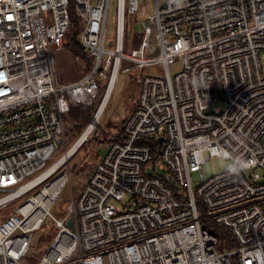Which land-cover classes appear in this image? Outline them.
I'll use <instances>...</instances> for the list:
<instances>
[{
  "label": "built area",
  "instance_id": "1",
  "mask_svg": "<svg viewBox=\"0 0 264 264\" xmlns=\"http://www.w3.org/2000/svg\"><path fill=\"white\" fill-rule=\"evenodd\" d=\"M72 1L93 63L65 82L53 48L74 24L71 0H0V210L21 200L0 218V264H25L48 217L57 231L36 264H264V0H155L130 51L126 20L139 0H116L110 41L112 0ZM125 59L126 70L159 73L138 78L123 138L58 218L51 209L72 181L65 155L76 143L49 163L67 141L65 114L106 91ZM214 157L228 164L206 176ZM207 218L231 231L234 249H219Z\"/></svg>",
  "mask_w": 264,
  "mask_h": 264
},
{
  "label": "rangeland",
  "instance_id": "2",
  "mask_svg": "<svg viewBox=\"0 0 264 264\" xmlns=\"http://www.w3.org/2000/svg\"><path fill=\"white\" fill-rule=\"evenodd\" d=\"M164 1L165 0H158L159 4H163ZM155 8V0H139V8L137 12L127 16L126 51H130L134 47H138L140 45L142 41V33L145 29L146 19L148 18L149 14L155 12ZM116 10L117 2L116 0H112L108 23V41L114 37L116 29ZM55 50L56 47L53 48V52L56 58L58 77L61 81H66V76L69 77L71 75H75L72 80L78 79L84 76L90 70L92 61L90 63L91 65L88 66V63L90 62V58L88 56L84 57V55H80V59H78L73 55L67 46L62 47V52L60 55H58ZM65 53H68L69 55ZM66 55L68 57V62H64V58L62 57ZM127 65L133 64H131L126 59L123 60L122 66L124 68L118 72L116 83L114 85L106 111L95 124V127L88 136V139L85 140L86 142L84 141L85 143L83 142V145L81 144L80 147H78L74 155H72L67 162V166H69L72 171V181L63 189L51 209L52 214L58 218H63L66 215L68 205L72 201V196L76 199L80 196L84 185L90 178L98 161L106 154L109 146L115 141L116 136L122 133L125 123L130 118L137 106V101L140 95V84L138 78L145 74L159 73L158 67L156 65L146 66L144 68L133 67L129 70H126ZM170 69L172 75H175L182 69V63L177 60L170 66ZM105 89L98 105L96 106L97 108L104 98ZM217 95L218 99L215 104L217 107H223L224 101L226 100V94L222 87L217 88ZM86 106H76V108L84 109ZM97 108L94 109L95 112ZM79 125L80 121H78L77 118L73 117L72 115H68L66 117V144L65 146L61 145L57 153L50 159L49 163L55 161L65 151V148L71 147L80 137L83 130L88 127V124L82 130L81 127H79L77 134V130L75 129ZM76 134L77 136H75ZM227 164V160L222 159L221 157H214L207 160V162L204 164L203 172L206 176H211L212 174L221 171ZM63 169L64 167L62 170ZM149 172L153 173L154 171L152 168H150ZM157 173L165 174L166 171L158 166ZM192 181L194 187L200 183L201 178L199 176V172H192ZM72 192L74 193L72 194ZM20 203L21 200H18L15 203L2 208L0 210V218L3 220L6 218L7 214H9V212H15L17 206H19ZM200 209L202 210L201 206ZM56 231L57 229L54 225V222L52 219H50V217H48L44 225L35 232L32 239L31 248L27 256L23 259V262L25 264H32V262L38 261L42 254H44V252L47 250L51 242L49 240L51 234L53 235Z\"/></svg>",
  "mask_w": 264,
  "mask_h": 264
},
{
  "label": "trees",
  "instance_id": "3",
  "mask_svg": "<svg viewBox=\"0 0 264 264\" xmlns=\"http://www.w3.org/2000/svg\"><path fill=\"white\" fill-rule=\"evenodd\" d=\"M70 12H71V17L74 20V24L70 27V29L67 32L65 46H67L70 49V51H72L76 55H84V57L88 56L90 58V62L88 63V66H90L91 61L93 63V57L89 54V52H87L84 49V46L79 41V34H80L81 29H82V19L77 14L76 10L74 9V4H73L72 0H71ZM91 67H92V65H91ZM104 89H105V86L102 85L99 88V90L97 91L96 95L91 99L90 103L87 104L89 106L85 105L86 107H84V109L72 107L70 109V111L67 114H65V123H66V117L68 115H72L73 117L77 118L78 121H80V125L75 129V130H77L76 131L77 134L79 131L78 130L79 127H81V130H82L84 127L87 126V124L89 125V123L93 119L94 112H95L94 109L97 108L96 106L99 103V100L102 96ZM66 132H67V128H66ZM83 132H84V130H83ZM77 134L75 136H77ZM122 138H123V129H122V133L117 135L115 140L116 139H122ZM203 224H204V226L210 228L213 232H215L219 236L218 247L220 250H229V249H234L236 247V242L232 236L231 231L228 228H226L222 225L216 224L212 218L205 219L203 221ZM52 236L53 235L51 234L50 239H49L50 241L53 238ZM236 260H237V258H235V261H234L235 264H236ZM37 262L38 261L32 262V264H36Z\"/></svg>",
  "mask_w": 264,
  "mask_h": 264
},
{
  "label": "bare ground",
  "instance_id": "4",
  "mask_svg": "<svg viewBox=\"0 0 264 264\" xmlns=\"http://www.w3.org/2000/svg\"><path fill=\"white\" fill-rule=\"evenodd\" d=\"M118 70L115 71L112 83L110 84L109 88L105 91V95L104 98L102 100V102L100 103L99 107L97 108L96 113L94 114L93 120L92 122L88 125V127H86V129L84 130V132L80 135V137L74 142V146L70 149V151L68 153H66V158H70L72 155H74V153L76 152V150L78 149V147H80V145L86 140L88 139V136L90 135V133L92 132V130L95 127V124L98 122V120L101 118L102 114L106 111L108 104H109V99L111 97L113 88H114V82L116 83V77L118 75ZM63 159V158H62ZM61 159V160H62ZM57 190H55L54 192L56 193ZM53 192V193H54Z\"/></svg>",
  "mask_w": 264,
  "mask_h": 264
},
{
  "label": "crops",
  "instance_id": "5",
  "mask_svg": "<svg viewBox=\"0 0 264 264\" xmlns=\"http://www.w3.org/2000/svg\"><path fill=\"white\" fill-rule=\"evenodd\" d=\"M62 48H56V50H55V52L58 54V55H60V53L62 52V50H61ZM72 52V51H71ZM64 53V52H63ZM73 53V52H72ZM65 54H67V55H69L68 53H65ZM67 55L66 56H62L63 58H64V62H68V57H67ZM73 55L76 57V54L75 53H73ZM56 65H57V63H56ZM60 66V65H59ZM71 67V66H70ZM56 69H57V67H56ZM71 70V69H70ZM75 77V75H71V76H66V78H65V82H70V81H74V80H77V79H74V80H72V78H74ZM83 77V76H82ZM81 78V77H80ZM80 78H78V79H80Z\"/></svg>",
  "mask_w": 264,
  "mask_h": 264
},
{
  "label": "water",
  "instance_id": "6",
  "mask_svg": "<svg viewBox=\"0 0 264 264\" xmlns=\"http://www.w3.org/2000/svg\"><path fill=\"white\" fill-rule=\"evenodd\" d=\"M93 120V119H92ZM92 122V121H91ZM67 225L70 227V228H74V220H73V217L70 216L67 220Z\"/></svg>",
  "mask_w": 264,
  "mask_h": 264
}]
</instances>
